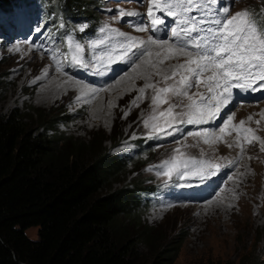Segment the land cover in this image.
<instances>
[{
	"label": "rangeland",
	"instance_id": "rangeland-1",
	"mask_svg": "<svg viewBox=\"0 0 264 264\" xmlns=\"http://www.w3.org/2000/svg\"><path fill=\"white\" fill-rule=\"evenodd\" d=\"M54 1L56 3L53 10L60 9V0ZM93 1L97 6L94 8L91 5L94 15L98 16L97 28L104 27V22L110 24L119 21L123 25V22L117 19V12L124 8L125 11L135 10L140 12L142 17L146 16L144 12L147 2L144 0L135 1L137 9L126 0ZM252 1L257 0H232L231 4H234L233 9L241 11L246 8L253 9L249 5ZM60 13L66 17L71 16L63 9ZM69 22L76 24L73 20ZM66 27L64 22L63 28ZM79 28L72 27L70 30L77 31ZM3 31V27H0V112H8L13 107L25 110L28 104L52 107L61 110L55 116V124L50 126L56 131L89 138L98 130H103L105 137L102 145H106L109 151L126 157L123 171L109 184L114 189L123 190L122 188L138 180L147 185L165 182L161 193L156 194L157 186H151L141 192L138 209L142 221L155 226L159 233L163 234L162 240L176 237L182 240L173 264H190L207 258L235 261L243 251L253 249L255 245L264 251V152L260 150L259 142L244 144V151L241 152L236 146V132L233 131L231 135H225L223 141L214 143H204L202 137L189 135L203 129L209 131L215 128L205 124H196L197 128L188 127L187 123L177 124L174 128L165 129V133L151 134V129L145 127L144 121L152 113L151 96L154 90H146L143 101H137L138 107L131 105L139 94L140 87L147 82L161 80V77L152 75L151 81H147L138 75L154 71L143 64L144 56L133 60L135 64L129 68L122 61L109 64L106 60H93V56H98L111 47L95 50L88 47L92 40L84 38L82 42L86 52L84 51L83 58L89 66L75 69L68 66V59L64 60L68 47L56 54L55 51H48L45 45L35 44L36 37L33 34L6 37ZM17 46L19 51H16ZM152 50L155 52L158 49L153 45ZM54 53L57 59L63 61L62 72L56 70V62L52 59ZM138 64L141 68L136 69ZM104 65L109 66L112 72L121 68V72L118 71L117 74L127 70L123 76L115 81L113 79L112 82ZM168 66L165 61L161 67ZM164 86L163 83L159 84V87ZM204 90L201 85L199 88H191L189 93ZM169 103L179 105L175 109L178 113L187 111L184 107L188 103L186 97H172L168 103L159 106L158 112L167 109ZM261 110H264V101L239 105L233 113L235 119L245 120L249 115L255 114L253 120L248 123L261 133L259 137L264 140V119L259 115ZM164 120L165 118L161 117L158 123L163 125ZM256 120L260 121L259 125ZM222 124L223 122H220L217 125L218 130L215 133L219 134ZM52 128H48V131H53ZM171 130L175 131L174 140H163ZM139 136L153 138L154 142L144 150L139 146ZM113 138L116 142H113ZM229 144L233 146L229 147ZM178 148L185 154V158L191 157L195 161H210L220 164L221 167L238 165L226 171L220 169L216 176L206 178L205 183H216L217 189L199 196L198 200L203 202L170 203L165 193L172 187L174 191H183L174 186L175 181L181 177L174 174L171 178L174 182L167 184L169 178L158 173H163L165 169L160 165L174 154H178L174 152ZM192 167L193 164L190 163L189 168ZM188 177L199 178L192 175ZM37 227L38 225L28 226L25 229L26 234L36 239ZM147 248V244L141 243L139 253L148 255Z\"/></svg>",
	"mask_w": 264,
	"mask_h": 264
},
{
	"label": "trees",
	"instance_id": "trees-1",
	"mask_svg": "<svg viewBox=\"0 0 264 264\" xmlns=\"http://www.w3.org/2000/svg\"><path fill=\"white\" fill-rule=\"evenodd\" d=\"M91 5L93 0H60L71 16L81 11L94 17ZM249 5L258 11L264 0ZM59 110L28 104L0 112V264H173L182 240H162L140 216L148 185L109 186L125 157L102 145L103 130L89 138L54 130ZM31 225H38L36 239L25 232ZM141 243L148 255L139 253ZM190 264H264V251L255 245L235 261Z\"/></svg>",
	"mask_w": 264,
	"mask_h": 264
},
{
	"label": "snow or ice",
	"instance_id": "snow-or-ice-1",
	"mask_svg": "<svg viewBox=\"0 0 264 264\" xmlns=\"http://www.w3.org/2000/svg\"><path fill=\"white\" fill-rule=\"evenodd\" d=\"M217 5L219 7H216ZM156 11L173 18L175 26H171L170 30L175 42L154 40L151 36L143 40L119 29H110L106 25L100 28L101 33L111 31L116 37L123 39L110 50L92 57L93 60H106L112 64L144 56L143 64L154 71L138 75L147 81H151L152 75L161 77L160 81L147 82L140 87L139 94L131 102L133 107H138L137 101H143L146 90H154L151 96L152 113L144 121L145 127H149L152 134L165 133V129L174 128L177 124H207L217 119L229 105L243 106L247 94L264 91V8L259 11L246 8L230 14V8L225 5L224 0H149L147 15L151 18V27L158 31L160 26H166V21L163 17L156 16ZM193 12L200 15H191ZM140 15L135 10L120 9L117 19ZM86 27L87 25L80 27L79 31L83 32ZM136 30L145 32L148 29L137 27ZM109 39L105 36L90 41L88 47L95 49L109 43ZM153 45L158 49L155 52L152 50ZM67 46L65 59H68L69 64L87 68L89 65L83 58L85 45L69 36ZM16 51H19V46ZM180 57L184 58L183 62L169 65L167 68L161 67L165 61ZM52 59L56 62V70L62 72L63 61L57 59L55 53ZM139 68L141 65H136V69ZM160 83L165 86L159 87ZM201 85L206 92L189 93L191 88H199ZM172 97H186L188 103L184 107L187 111L178 113L175 109L179 105L169 103L167 109L158 112L159 106L168 103ZM253 115L255 114L249 115L247 120H241L238 124L233 123L234 113L228 115L219 128V134L203 129L189 135L202 137L204 143H214L223 141L225 135H231L232 131H235V143L241 152L244 151L245 143L255 142H259L260 150L264 152V140L255 135L254 129L246 127V124L253 120ZM259 115L264 119V110H261ZM161 117L165 118L163 125L158 123ZM255 122L257 125L260 123L259 120ZM249 133L253 135L249 137ZM174 152L178 154L163 161L160 167L165 170L158 174H163L169 179L174 174L181 178L192 175L206 179L216 176L221 169V165L217 163L185 158L179 148ZM190 163L193 164L191 169Z\"/></svg>",
	"mask_w": 264,
	"mask_h": 264
},
{
	"label": "bare ground",
	"instance_id": "bare-ground-1",
	"mask_svg": "<svg viewBox=\"0 0 264 264\" xmlns=\"http://www.w3.org/2000/svg\"><path fill=\"white\" fill-rule=\"evenodd\" d=\"M157 51V50H156ZM183 57H180V58H178V59H172L170 62L169 61H167L168 62V65H172V64H176V63H181V62H183Z\"/></svg>",
	"mask_w": 264,
	"mask_h": 264
}]
</instances>
